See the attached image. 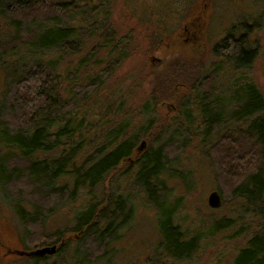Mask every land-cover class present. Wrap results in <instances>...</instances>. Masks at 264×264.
Returning a JSON list of instances; mask_svg holds the SVG:
<instances>
[{
    "label": "trees",
    "instance_id": "16d2710c",
    "mask_svg": "<svg viewBox=\"0 0 264 264\" xmlns=\"http://www.w3.org/2000/svg\"><path fill=\"white\" fill-rule=\"evenodd\" d=\"M110 13V1L107 4L105 0H0V20L14 30L10 39L0 38V61L6 74L0 96L1 198L12 207L25 237L34 241L47 239L46 221L58 204L80 194L85 200L81 208H75L71 223L52 232L57 234L53 241H41V246L56 245V252L30 257L34 264H48L49 256L66 251L68 233L78 236L77 256L83 260L88 252L107 248L117 240L119 231L132 218L122 194L109 188L111 192L99 199L92 195L111 171L129 160L140 137L138 132L129 131L131 120L124 109L131 94L118 96L116 82L105 86L130 56L131 46L129 35L117 34ZM230 28L213 47L212 55L217 59L214 70L206 72L191 57L188 49L197 53L192 44L191 48L181 46L187 51L167 56L157 73L154 94L138 111L148 114L155 105L173 103L178 113L186 115L174 130L188 134L191 123L196 122L189 114V90L198 94L196 132L203 142L223 127L222 123L241 125L216 137L208 152L213 157L219 195L223 199L243 198L246 212L258 217L230 264H264V95L241 73L234 78L237 82L227 102L231 109L226 110V105L211 94L214 73L223 63L242 71L253 59L245 39L249 27H243L244 33L235 31V24ZM152 32L155 36L149 37L155 42L176 34V30L167 33L157 28ZM22 44L27 57L15 55ZM10 55L15 56L13 60H9ZM74 58L78 63L71 65ZM75 71L86 81L76 79ZM121 114L124 118L118 120ZM155 118L142 125L141 136H146L147 142L166 127ZM174 146H179L174 138L158 143L134 163V181L158 213V264L163 263V257L174 261L191 258L200 241L199 236L184 233L175 221V204L168 198L166 181L169 174L173 176L174 161L169 152ZM219 226L228 227L224 222ZM94 254L103 257L105 250Z\"/></svg>",
    "mask_w": 264,
    "mask_h": 264
},
{
    "label": "rangeland",
    "instance_id": "374dc122",
    "mask_svg": "<svg viewBox=\"0 0 264 264\" xmlns=\"http://www.w3.org/2000/svg\"><path fill=\"white\" fill-rule=\"evenodd\" d=\"M109 1L113 26L119 36H130L128 43L131 46L130 56L118 66L105 86L116 82L118 96L131 94L124 109L127 118L131 120L129 131L138 132L140 137L137 138L135 150L128 157L129 160L125 159L117 169L111 171L105 183L96 187L92 195L99 199L104 193H110V189L122 194L127 198V208L129 207L132 212V218L119 231L117 240L110 242L107 248L102 247L94 252L105 250L103 257L88 252L82 257L83 260H80L77 256L78 236L73 233H58L63 237L65 234L68 235L70 245L62 254L49 256L47 263L158 264L156 261L159 260L161 262L158 251L160 241L158 213L147 202L143 190L134 181L137 166H134V163L150 147L162 142L168 143L174 138L179 146H174V150L169 152L174 161L171 166L173 176L168 173L166 181L169 189L168 198L175 204V221L184 233L197 235L200 241L197 252L191 258L174 261L163 257L161 264H230L236 250L244 244L249 228L258 222V217L246 212L243 198L223 199L220 195L219 207L212 208L208 205L207 197L212 191L218 192L219 183L212 164L213 157L208 149L216 137L241 125L233 121L222 123L223 127H219L220 129L210 136L207 142H203L202 136L196 132L200 120V114L196 110L198 94L189 90L186 91V96L191 101L189 114L192 121L196 122L191 123L188 134L183 130L180 132L174 130L177 124L184 122L186 116L183 111L177 112L175 104L166 102L157 107L155 105L156 109L148 114H141L138 108L154 94L157 73L163 68L167 56L172 52L187 51L181 46L187 45L191 48L192 44L195 47L197 53L193 52L192 48L188 49L192 52L191 57L200 62L206 72L216 69L217 59L212 55L213 47L229 32L233 24L237 27L235 31L239 33L245 32L243 27H249L245 39L248 47L253 50V59L250 66L242 71L233 64L226 66L223 63L218 73H214L211 94H214V99H219L221 105H226L224 107L226 110L231 109L232 105L227 102H230L231 90L237 82L234 78L242 74L245 79H251L264 95V0H105V3L108 4ZM153 28L166 29L167 33L176 30V34L174 37L162 38L155 42L149 37L155 36ZM13 35V28L4 23V19L0 20V38L10 39ZM192 39L197 40L198 44ZM14 52L17 53L16 56H25L26 46L22 44ZM14 57L10 55L9 60H13ZM77 63L78 59L74 58L71 65ZM66 64L68 65L69 61H66ZM71 65L68 66L69 70ZM75 72L76 79L80 81L83 76ZM83 80L86 81L84 77ZM5 81V70L0 61V96ZM178 114V118L172 121ZM153 117L158 121L162 120L166 127L162 129L163 132L157 133L147 142L146 136H141L142 125ZM123 118L124 114H121L118 120ZM156 138L159 140L153 143ZM142 141H145V147L138 150ZM84 203V196L80 194L66 204H58L56 212L46 221L44 238L47 239L41 241H53L57 234L52 232L71 223L75 208H81ZM220 222L227 223L228 227H220ZM41 241L25 237L12 207L0 195V264H34L33 258L14 255L8 250L28 251L49 244L41 246ZM82 251L80 248L79 254L82 255Z\"/></svg>",
    "mask_w": 264,
    "mask_h": 264
},
{
    "label": "water",
    "instance_id": "95a60500",
    "mask_svg": "<svg viewBox=\"0 0 264 264\" xmlns=\"http://www.w3.org/2000/svg\"><path fill=\"white\" fill-rule=\"evenodd\" d=\"M143 147H145V141H142L141 144L138 147V150H142ZM208 205L212 208H217L221 204L220 195L217 191H212L209 193L207 197ZM57 246L51 245V246H43L41 248H37L30 251H18L20 255H24L27 257H36V256H44V255H50L56 252Z\"/></svg>",
    "mask_w": 264,
    "mask_h": 264
},
{
    "label": "flooded vegetation",
    "instance_id": "af4514ba",
    "mask_svg": "<svg viewBox=\"0 0 264 264\" xmlns=\"http://www.w3.org/2000/svg\"><path fill=\"white\" fill-rule=\"evenodd\" d=\"M62 244V242L60 243ZM10 253L12 252V254L14 255H18V256H21V257H27V256H24V255H20L19 252L17 250H8ZM22 251H26V250H22ZM30 251V250H28ZM28 258V257H27Z\"/></svg>",
    "mask_w": 264,
    "mask_h": 264
}]
</instances>
